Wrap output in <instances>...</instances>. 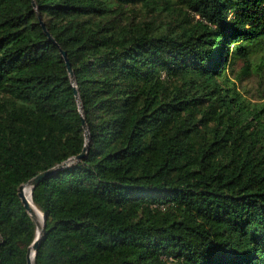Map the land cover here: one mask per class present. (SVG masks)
Returning <instances> with one entry per match:
<instances>
[{
  "label": "trees",
  "instance_id": "16d2710c",
  "mask_svg": "<svg viewBox=\"0 0 264 264\" xmlns=\"http://www.w3.org/2000/svg\"><path fill=\"white\" fill-rule=\"evenodd\" d=\"M257 53L264 0H0V264L65 164L34 264H264Z\"/></svg>",
  "mask_w": 264,
  "mask_h": 264
},
{
  "label": "rangeland",
  "instance_id": "374dc122",
  "mask_svg": "<svg viewBox=\"0 0 264 264\" xmlns=\"http://www.w3.org/2000/svg\"><path fill=\"white\" fill-rule=\"evenodd\" d=\"M244 64L239 62L235 65V76L241 75V80H236L233 76V80L243 93V95L251 101L253 104L264 103V59L262 53H257L253 56L250 66V74L244 75L242 73ZM31 188V187H30ZM40 211V210H39ZM41 214H43L41 212ZM43 216V215H42ZM40 227L44 224V218L41 222L37 220Z\"/></svg>",
  "mask_w": 264,
  "mask_h": 264
},
{
  "label": "water",
  "instance_id": "95a60500",
  "mask_svg": "<svg viewBox=\"0 0 264 264\" xmlns=\"http://www.w3.org/2000/svg\"><path fill=\"white\" fill-rule=\"evenodd\" d=\"M44 30L49 35V32L45 29V26H44ZM49 37L52 39V37L50 35H49ZM62 55L65 58L68 71H69L71 77H73L74 72H73L72 66H71V64L69 62V59L67 58V53L63 51L62 52ZM76 96L79 99V94H78V91L77 90H76ZM89 135H90V132L87 130V139H89ZM87 151H88V144L86 145V147L84 149V152L81 155L77 156L75 158V160H81V159H83L85 157V155L87 154ZM65 166H67V164L61 165V166H59V167H57L55 169H52V170L46 171L44 173H41L40 175H38L37 177H35L31 181H29L27 184L22 185L19 188V197L21 198V200H22V202H23V204H24L27 212L30 214V216L33 218V220L35 221V223L37 225V238L35 239L33 245L31 246V248L29 250V254H28V264H32V261H31L32 260V257H34V259H35L36 254H37V251L39 249L40 240L42 238V235H43V233L45 231V227H46V215L44 213L42 214L43 215V218H44V224H43L42 227H40V225L37 222V219L35 218V216L33 214V211L31 209L30 205L28 204L27 200L24 197L23 191H24V189L26 187H31V191H32V194H33V190H34V188L38 184H40L43 180H45L49 176L53 175L54 173L59 172V171H62Z\"/></svg>",
  "mask_w": 264,
  "mask_h": 264
},
{
  "label": "bare ground",
  "instance_id": "6f19581e",
  "mask_svg": "<svg viewBox=\"0 0 264 264\" xmlns=\"http://www.w3.org/2000/svg\"><path fill=\"white\" fill-rule=\"evenodd\" d=\"M23 194H24V197L25 199L27 200L28 204L30 205L32 211H33V214L35 216V218L41 222L42 219H43V216L41 214V211H39V209L36 207V205L34 204L33 202V199H32V191H31V188L30 187H26L23 191ZM32 264H34V257H32Z\"/></svg>",
  "mask_w": 264,
  "mask_h": 264
}]
</instances>
